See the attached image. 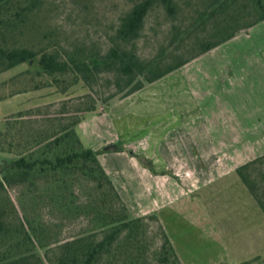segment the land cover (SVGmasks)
Returning a JSON list of instances; mask_svg holds the SVG:
<instances>
[{
    "label": "rangeland",
    "instance_id": "1",
    "mask_svg": "<svg viewBox=\"0 0 264 264\" xmlns=\"http://www.w3.org/2000/svg\"><path fill=\"white\" fill-rule=\"evenodd\" d=\"M29 1L7 0V11L1 17H9L15 9L26 6ZM174 2L176 13L173 16L168 15L160 6L153 8L148 14L141 36L132 46L139 56L152 58L160 54L169 57L175 54V61L188 57L191 49H197V41L211 39V23L225 22L238 28L235 37L244 35L238 41L220 46L216 53L260 55L263 60L260 62L261 68H248L252 74L249 79L255 82V79L261 78L264 81V22L254 25L253 27L262 24L263 27H257L252 32L250 30L253 27L248 28L264 12V0ZM211 2H226L227 8L222 13L217 12L213 17H208L214 8ZM132 3L133 0H39L22 26L14 31L4 30L5 43L8 47H25L37 52L56 51L79 56L104 54L115 42L119 21L130 10ZM173 63L174 61H169V64ZM211 63V60L203 59L190 68L189 65L182 67V70L189 68L194 75L200 74L201 79L207 81L205 73L211 71L208 69L211 68ZM253 63L255 61L244 62L247 67ZM180 69L152 85H158L161 89L171 87V96L179 95L178 87L188 80V76L183 77ZM18 70H21L20 73L11 79L8 86L1 85L0 97L16 92L25 93L28 108L24 110L30 112L20 118L13 117L12 114L0 118V171L20 157L42 160L64 155L67 150L64 143L48 148L36 147L35 143L44 136H50L52 129H56L54 126L57 122L63 126L71 125L78 118L81 123L91 116L107 113L109 108L126 98L123 94L129 89H122V82L116 85L113 73L106 70H101L88 83L78 81L75 84H72L71 74L58 76L55 81L45 75L37 77L32 71L21 75L29 70L27 64H22ZM34 86H39V91L34 90ZM64 89L66 91L62 93ZM160 94L163 93L159 92L157 96ZM86 95H90V99L85 98ZM146 96L148 95L141 98ZM92 102L95 103L94 111L77 112L91 106ZM79 123L73 128L75 133ZM83 126L82 124L81 130ZM88 128L91 129V126ZM76 135L79 139V135ZM112 159L114 168H110V171H120L122 164L115 157ZM137 159L140 162L142 157ZM246 174L250 175L251 181L264 188V157L250 166ZM109 179L113 184L110 177ZM2 184L0 264H56L63 252V244L98 234L97 231H90L93 228V218L97 210L104 212L103 207H109L112 201L79 173L53 175L44 171L22 183ZM115 190L117 191L116 188ZM118 195L120 197L119 193ZM122 202L124 203L123 200ZM170 208L171 211L168 209V213L164 211L162 214L165 224L175 228V239L178 242H183L185 234L191 236V246H195L203 262L208 259L221 263L224 260L239 261L259 255L260 264H264V248L256 253L242 255L232 253L231 250L218 251L214 242L216 233L222 228L239 231L264 226V219L261 224L256 217L262 212L237 178L233 180L228 177L223 182H215L193 194L192 200L183 198ZM130 218H140L141 221L128 233L130 237L123 234L98 264H174L171 259L169 263H163L160 259L162 240L155 220L149 218L148 214Z\"/></svg>",
    "mask_w": 264,
    "mask_h": 264
},
{
    "label": "crops",
    "instance_id": "2",
    "mask_svg": "<svg viewBox=\"0 0 264 264\" xmlns=\"http://www.w3.org/2000/svg\"><path fill=\"white\" fill-rule=\"evenodd\" d=\"M257 27L263 26L259 24L250 31ZM243 35L224 44L238 41ZM220 46L186 64L190 68L200 60H211V68L207 67L211 71L205 73L207 81L181 67L183 77L189 78L176 88L179 95L173 97L171 87L161 89L151 83L116 103L107 113L79 123L77 128L84 125L80 133L76 128L83 147L97 153L129 215L155 216L180 264L261 263L259 255L239 261L203 262L195 246H191L192 237L185 234L183 242H178L175 228L166 225L162 215L171 211L176 201L192 200L193 194L215 182L228 177L241 181L236 170L264 155V81L250 80L248 70L261 68L263 60L260 55L217 54ZM247 61L255 63L247 67ZM21 65L0 73V87L9 85L20 73ZM159 92L163 94L157 96ZM145 94L148 96L141 98ZM1 97L0 118L28 108L25 93ZM89 126L91 129H87ZM107 146H118L120 151H105ZM112 157L122 164L120 171H110L114 168ZM139 157L148 165L142 159L139 162ZM250 197L262 212L256 215L262 224L264 213L251 194ZM214 242L218 251L256 253L264 248V226L239 231L222 228Z\"/></svg>",
    "mask_w": 264,
    "mask_h": 264
},
{
    "label": "trees",
    "instance_id": "3",
    "mask_svg": "<svg viewBox=\"0 0 264 264\" xmlns=\"http://www.w3.org/2000/svg\"><path fill=\"white\" fill-rule=\"evenodd\" d=\"M38 4L39 0H30L26 6L15 9L9 17L2 18V13L6 12L8 7L6 6L7 0H0V73L18 65L27 64L29 70L21 75H26L29 71H32L37 77L45 75L55 80L58 76L71 74L73 77L72 84H75L78 81L88 83L101 70H106L113 73L116 85L122 82L124 83V88L122 89L129 87L124 92L123 97L141 90L146 84L158 81L233 39L238 29L225 22H213L209 31L211 39L197 41V49H191L188 57L180 58L177 61H175L177 57L175 54H171L170 57L160 54L152 58H143L137 54L135 49H132V46L133 42L140 38L148 14L153 8L160 6L168 15L173 16L176 13V6L174 0H133L130 10L119 21L114 36L115 42L112 43L104 54L79 56L61 54L56 51L37 52L25 47L6 46L4 30L10 29L14 31L19 26H22ZM214 4H211L214 8L208 14V17H213L217 12L222 13L227 8L226 2L216 3L217 5L215 6ZM262 9L264 11V8ZM260 22H264V12L259 14L249 24L248 28ZM175 53L177 52L175 51ZM170 60L174 61V63L169 64ZM39 88V86H34V90ZM65 91L64 89L61 92L64 93ZM85 98L90 99V95H86ZM94 104L92 102L91 106H87L77 112H92L95 110ZM29 112L28 110L18 111L11 116L20 118ZM80 120L78 118L71 125L65 126L57 122L54 126L56 129H52L50 136H44L42 140H38L35 143L36 147L43 146L46 148L52 145L59 146L64 143L67 149L64 155L54 156L51 159L44 158L42 160H29L20 157L0 171V175L2 176L0 187H2V183L12 185L28 181L30 178L44 171H49L53 175L56 173L63 175L79 173L85 180L101 190L103 196L109 197L112 200L109 203V207H103L104 212H101L102 215L99 212L100 210H97V214L93 218V228L90 231H97L98 234H92L89 237L78 238L63 244L61 246L63 252L56 264H98L102 257L108 254L115 246L118 239L123 234L130 237L128 233L132 231L136 223L141 221L140 218H130L125 204L120 199L112 182L100 165L97 153L83 147L81 144L73 129ZM113 151H120V148L114 146ZM263 157L264 155L240 166L236 172L264 213V188H260L250 180V175L246 174L249 167L260 161ZM149 218L155 220L158 225L162 240L160 246L161 261L169 263V259H171L174 264H180L157 218L153 215H149Z\"/></svg>",
    "mask_w": 264,
    "mask_h": 264
},
{
    "label": "water",
    "instance_id": "4",
    "mask_svg": "<svg viewBox=\"0 0 264 264\" xmlns=\"http://www.w3.org/2000/svg\"><path fill=\"white\" fill-rule=\"evenodd\" d=\"M108 149H109L110 151H113V150H114V146H107V147H105V150H108ZM141 161H142L143 164L148 165V163H147L146 160L142 159Z\"/></svg>",
    "mask_w": 264,
    "mask_h": 264
}]
</instances>
